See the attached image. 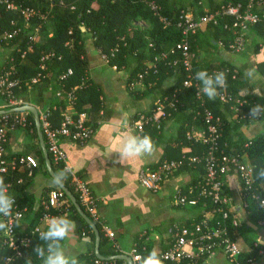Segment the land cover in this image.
Wrapping results in <instances>:
<instances>
[{
  "label": "trees",
  "instance_id": "trees-1",
  "mask_svg": "<svg viewBox=\"0 0 264 264\" xmlns=\"http://www.w3.org/2000/svg\"><path fill=\"white\" fill-rule=\"evenodd\" d=\"M10 1L22 8L30 7L36 10L35 17L27 23L20 14L9 10L4 0H0V42L11 49L9 57L14 58L15 71L13 79L18 80L20 83V86L14 90L18 99L28 95L33 89L38 90L49 86L53 87L55 92H57L55 96L56 100L54 103L52 102L48 110L51 113L50 120L53 126L59 127L69 103L68 95L73 94V105L76 110L74 118L77 119L79 115L85 114L87 124L95 131L98 122L106 120L107 117L105 116L106 108L103 102V90L90 76L91 64L89 51L86 47V36L90 35L94 45L100 51L110 54L112 49H118L115 56L111 58L110 65L115 66L119 70L125 69L128 71V87L138 77V74L144 72L147 68L151 69V73L145 78V83L149 84L153 82L157 86H161L168 80L172 81V85L164 93L165 97L168 96L172 99L176 96V99H178L177 109L172 111V115H177L180 112H189L187 120L181 127L182 139L189 141L194 146V153L191 154H206L208 151L206 146L187 137L192 124L203 129L205 128V123L200 114V102L195 99V87H183L187 73L182 64L181 53L177 51L168 60H156L159 54L171 52L183 41L184 36L182 31L176 25L178 15L182 11L192 12V9L198 7L200 0H151L155 1L159 6L160 14L170 20L171 25L167 27L163 25L158 15L144 0ZM239 1L241 0H222L218 5L213 4L211 11L216 12L223 5L229 3L236 4ZM260 11L264 12V4L260 8L255 6L253 10L255 13ZM226 21L233 25L231 18H227ZM236 30L233 27L230 30H224L219 26L209 25L206 27L205 39L201 37L202 30L199 31L190 40L191 50L195 55L193 63L194 71L196 73L197 71L206 69L210 74L215 71L225 72L226 88L219 91L226 90L227 93L233 96L234 100L247 101L245 105L239 106L236 102L224 103L218 97L212 101H209L206 97V106L222 120L221 138L219 140L217 156L226 155L230 160L248 156L254 170L255 183L253 189L259 195L261 201H264V180L257 179V172L260 169H264V133L253 139H249L242 132L244 125L257 122L251 120L249 117V108L257 103L264 104V101L260 97H254L251 102H248V96H246L245 92L249 88V82L244 73L238 68L225 62H220L215 67L202 68L197 59L198 50L202 47L203 41L206 40L208 47L212 48H216L219 41H224L225 49L231 51L230 46L233 43L234 32ZM251 30H254L259 35H264V24L253 26L249 31ZM15 31L17 33L12 38L4 39L6 33L12 34ZM151 44L153 46H150ZM199 46L201 47L199 48ZM24 53L26 55L22 57ZM176 59L180 60L179 64L171 67L169 62ZM153 65H156L157 68L154 69ZM70 69L73 73L68 76L67 73ZM258 72L264 76V65L258 67ZM36 78H38V81L34 82ZM1 97L3 102L6 103V97L2 95ZM223 107L226 110L225 114H222L221 109ZM236 109H239L241 113L235 119L229 118ZM8 110L10 109H6V111ZM17 114L19 113H10L11 116ZM1 118L2 115L0 116ZM138 118L139 116H137L136 120ZM22 127L32 132L33 137L38 141V132L31 113L28 114L25 126L22 124L17 125V128ZM148 129L149 127L139 135H147L149 133ZM155 131L157 132L156 129ZM136 135H138L137 132ZM8 136H10V133ZM21 156L24 155L8 156V159L11 160L12 158ZM36 159L39 163L36 170L42 169L45 173H48L41 149L38 150ZM52 164L56 174L65 172L66 179L62 183L73 193L82 209L94 221L82 203L80 194L76 191L72 174L65 171L63 165L55 163L53 160ZM186 168H196L195 170L201 174L200 178L188 187V190L193 187H200L205 179L204 166H185L181 170ZM227 169V174L223 177V192L230 198L225 188V181L232 173H235V168L230 164ZM179 171H176L173 175ZM0 175L4 176L6 183L10 185V193L17 199L20 209L24 210L28 198H21L16 192L23 190L32 176H28L27 170L10 171L7 174ZM75 175L86 183L81 176L76 173ZM55 189H59V187L45 189V204L42 202L37 210L25 214L24 218L18 222V226L15 227V232L18 235L25 236L35 228L40 227L47 211L50 215L72 213L78 224L77 232L81 235L88 234L90 236V250L85 254L79 255L82 264H95V232L80 216L70 199L67 197L62 208L46 209L49 193ZM91 194L95 197L92 191ZM196 208L200 210L201 215L193 222L186 224L187 226H195L200 223L207 212L214 211L215 206L210 200L202 198L197 203ZM229 209L231 219L227 221V225L231 238L238 242L241 237H244V242H247L249 247L252 248L251 252L242 253L240 261L242 264L249 259L254 261L255 257L264 251V245L257 241L256 235H254L249 227H246L239 221L233 206L230 205ZM246 211L250 213V218L260 228H264V207L261 206V202L254 204L250 209H246ZM233 217H236L238 220L237 225H233ZM94 223L100 232L101 254L106 258L120 255V251L110 245L111 240L102 225L95 221ZM3 234L0 233V264H5L4 258L13 254ZM145 238L146 235L136 238L134 244L137 245L142 256L147 255L153 248L152 244L146 243ZM37 243H39V240L37 237H34L30 246L23 250L22 256L17 258L12 264H24L25 259L31 254L32 247ZM33 260L34 264H39L38 261H35V257H33ZM113 264H127V262L120 260L114 261ZM174 264H188V260H182Z\"/></svg>",
  "mask_w": 264,
  "mask_h": 264
},
{
  "label": "crops",
  "instance_id": "crops-1",
  "mask_svg": "<svg viewBox=\"0 0 264 264\" xmlns=\"http://www.w3.org/2000/svg\"><path fill=\"white\" fill-rule=\"evenodd\" d=\"M221 1L200 0L198 7L192 9V12L202 14L210 11L213 4L218 5ZM205 33L206 28L202 30V39H205ZM206 41H203L202 47L199 46L201 48L197 54L202 68L215 67L220 62L231 64L241 70L248 79L249 88L245 92L248 102H251L254 97H260L264 101V94H261L264 93V76L258 72V67L264 65V56L259 53V45L264 43V35H259L254 30L248 31L247 45L241 53L228 51L218 46L208 47ZM86 47L91 64L90 76L103 90L107 118L98 122L92 138L86 145L79 146L69 141L62 143L69 166L74 173L86 181L98 199L101 225L104 231L108 229L114 235V239L110 242L111 246L121 254L129 255L136 238L146 235V243L152 244L153 248H157L162 253L171 246L170 228L173 225L189 224L201 215L200 210L196 208L197 204L177 206L173 202V195L178 189L183 190L189 196L188 187L198 180L201 174L195 170L196 168L180 170L170 177L157 193L142 186L138 181V175L145 167L157 166L167 159L176 160L184 153H194V146L182 139L181 132V127L187 120L189 112L172 115L164 121L161 129L147 126L149 127L147 135L151 137L155 145L154 152L137 160L121 161L117 152L121 133L130 131L136 134L128 127L130 128L131 124L136 121L137 116L149 115L153 111L156 103L165 97L164 93L172 85V81L168 80L161 86L153 82L149 84L143 82L135 87H128V71L106 64L90 35L86 36ZM10 54L11 49L0 42V73L8 62ZM254 89L257 90V94L253 93ZM56 93L51 86L45 89H33L28 95L20 98L19 102L22 106H32L42 113L50 109L52 102H55ZM4 107L5 103L0 95V109ZM221 110L222 114L226 113L225 107ZM66 112L69 115H75L74 105L68 103ZM239 113L241 111L236 109L229 118L235 119ZM199 131L201 128L192 124L188 132L198 134ZM242 132L247 138L253 139L264 133V121L244 125ZM39 149H41L39 137L37 141L32 132L23 127L10 132L7 143L9 157L32 155L37 158ZM242 161L247 166L253 167L248 156H244ZM56 187L58 185L49 172L45 173L42 169L36 170L24 189L16 192L21 198H28L24 207L25 214L37 210L42 202L45 204L44 191L46 188ZM225 188L230 197V205L236 210L235 214L239 221L249 227L256 235L257 241L264 245V228H260L250 218V213L244 209L240 196L241 181L236 173H232L227 178ZM211 212H207L204 217H214L210 214ZM69 215L77 226L74 215L72 213ZM89 242L90 236L79 234L76 227L68 247L77 255L85 254L90 250ZM237 243L243 252H251L252 248L244 242V237H241ZM202 264L231 263L223 251L217 250ZM243 264H264V251L259 253L253 262Z\"/></svg>",
  "mask_w": 264,
  "mask_h": 264
},
{
  "label": "built area",
  "instance_id": "built-area-1",
  "mask_svg": "<svg viewBox=\"0 0 264 264\" xmlns=\"http://www.w3.org/2000/svg\"><path fill=\"white\" fill-rule=\"evenodd\" d=\"M52 1V0H49ZM7 4V8L14 12H17L29 23L36 15L34 8L26 7L22 8L10 0H4ZM144 2L158 15L160 21L165 27L170 26L171 22L167 17L160 14V8L155 1L144 0ZM264 4V0H241L238 3H229L223 5L221 9L216 12L206 11L202 14H194L193 12L182 11L176 20L177 28L182 31L184 39L178 44L177 48L169 53H161L157 56L156 60H168L170 56L176 54L177 51L181 53V60L184 69L187 73V78L184 80L183 87L191 88L195 87V99L200 102L201 116L205 123V128L201 129L198 134H192L188 132V137L199 144H202L208 148V151L204 155H193L190 153L182 154L180 159L176 160H163L157 166L145 167L138 175L139 183L148 190L157 193L161 190L163 184L173 176V174L181 170L185 166L196 167L199 165L204 166L205 179L200 187H193L188 190V195L181 189H178L173 195V202L177 206L196 205L200 199H208L215 206L214 211L210 214L214 217H204L200 223L195 226L178 225L175 224L170 228V235L172 237L171 246L167 251L162 253L167 255L168 259L164 264H174L182 260H188V264H202L204 260L213 254L217 250L223 251L227 260L231 264H241L240 256L243 251L239 244L234 241L228 231L227 221L231 219L230 213V200L227 195L224 194V180L223 177L227 174L228 165L232 164L235 168V173L238 175L241 181L240 196L243 201L244 209H250L254 204L260 203L261 199L259 195L254 191L253 185L255 183L253 167L247 166L243 163L242 158H233L230 160L228 156H217L219 147V140L221 138L222 120L216 116L206 106V96L199 94L200 82L195 79L194 71V58L195 55L191 50L190 40L197 35V33L209 25L219 26L224 30L237 29L234 32V40L231 47V51L235 53H241L245 50L247 45V32L253 26L264 24V12H253L255 6L260 8ZM231 18L233 25L227 22L226 19ZM17 32L6 33L4 39L12 38ZM150 46H153L151 44ZM218 47L225 49V42L219 41ZM118 52L117 48L111 50V53H105L100 51L102 60L110 65V60ZM259 53L264 56V43L259 45ZM26 53L22 55L24 57ZM179 59L169 62L171 67L178 65ZM154 69L157 68L153 65ZM115 67V66H114ZM15 71L14 58H10L3 70L0 73V95L5 96L7 102L4 109H13L22 106L19 99L16 97L14 90L20 86L18 80L13 79V73ZM217 72V71H215ZM73 71L68 70L67 75H72ZM151 69L147 68L144 72L138 74L136 81L131 84V87H135L137 84L143 83L145 78L150 75ZM38 81V78L34 79V82ZM187 85H190L187 86ZM224 87L223 89H225ZM60 95V93H59ZM224 103L236 102L239 106L245 105L247 102L243 100H234L233 96L224 91H219L217 96ZM73 94L68 95V101L73 105ZM178 99L174 96L170 99L168 96L159 100L153 111L149 115H141L139 118L131 124L130 130H134L139 135L147 126H153L157 129H161L165 120L172 116V111L177 109ZM20 114V115H19ZM15 116L10 114L2 115L0 119V169L5 171L0 174H7L10 171H28V176H33L35 170L38 168V160L32 155H24L21 157H15L11 160L7 155V143L9 133L17 128V125H26L28 112L19 113ZM51 113L49 110L40 113L41 130L44 135L48 153L51 161L63 165L65 171H68L73 176V182L75 184L76 191L80 194V199L84 206L91 214L93 220L101 224L98 214V199L91 194V190L87 183L82 181L74 172L71 171V167L68 163V158L65 150L62 147V143L69 141L70 143L84 146L86 145L94 130L87 124L85 114H81L77 119L74 115H69L67 112L64 114V118L59 127H54L50 120ZM67 196L63 190L55 189L49 193L48 200L46 201V209L62 208ZM65 208V207H64ZM20 212L22 214L19 221L24 216V210L20 209L17 199L15 198L14 212ZM51 216L50 213L45 214L44 217ZM18 221V222H19ZM93 221V222H94ZM233 225H237L238 220L236 217L232 218ZM15 227L9 233H4L6 243L9 248L12 249L13 257L12 263L22 256L23 250L27 247L23 246L24 241H33L34 237H37L38 233L35 228L29 234L25 236L18 235L15 232ZM107 236L112 241L114 235L108 229H105ZM140 253L137 245H134L131 256L134 264L135 256ZM9 257V256H8ZM8 257L4 258V263L9 264ZM253 260H247V263H251ZM95 264H113L111 261H103L95 257Z\"/></svg>",
  "mask_w": 264,
  "mask_h": 264
},
{
  "label": "clouds",
  "instance_id": "clouds-1",
  "mask_svg": "<svg viewBox=\"0 0 264 264\" xmlns=\"http://www.w3.org/2000/svg\"><path fill=\"white\" fill-rule=\"evenodd\" d=\"M195 79L200 82L198 95L206 96L209 101L215 100L219 90L226 86V74L223 71L210 74L206 69L200 70L195 73ZM253 93L257 94V90L254 89ZM248 115L253 121H264V104L252 105ZM154 150L155 145L150 136H140L130 131L121 133L117 148L121 161L137 160L151 155ZM3 171L5 170L0 169V172ZM53 179L59 184L66 179V174L60 172ZM257 179L264 180V169L257 172ZM9 189L10 185L6 183L4 176L0 175V233L11 232L14 226H18L22 216L20 212H14L15 198ZM261 206L264 207V201H261ZM76 227V222L68 213L44 217L41 226L36 229L39 243L32 247L31 254L24 264H34L33 257L39 264H82L79 255L68 247ZM23 246L29 247L30 241H24ZM167 259L168 256L161 254L157 248H152L147 255L135 256L137 264H164ZM8 260L9 264H12L13 257L9 256Z\"/></svg>",
  "mask_w": 264,
  "mask_h": 264
},
{
  "label": "water",
  "instance_id": "water-1",
  "mask_svg": "<svg viewBox=\"0 0 264 264\" xmlns=\"http://www.w3.org/2000/svg\"><path fill=\"white\" fill-rule=\"evenodd\" d=\"M23 112L31 113L35 118V124H36L37 132H38L40 146H41L42 153H43V156L45 159V164H46V167H47L49 174L51 175L52 178H54L57 174L54 172L53 164H52L50 155H49L48 150H47L46 141H45L44 135H43L42 130H41V120H40L39 111L32 106L23 105V106H20L17 108L10 109L8 111L0 110V116L5 115V114H10V113L12 114V113H23ZM57 185L61 190H63L65 192L66 196L74 204V206H75L76 210L78 211V213L80 214V216L85 220V222L95 232V235H96L95 256L98 259L103 260V261L114 262V261L123 260V261H126L127 264H134L131 256H129L128 254H120V255L111 256L108 258L104 257L101 254V252H100V232H99L96 224L92 221V219L82 209V207L78 203V201H77L76 197L73 195V193L62 182H60L59 184L57 183Z\"/></svg>",
  "mask_w": 264,
  "mask_h": 264
},
{
  "label": "rangeland",
  "instance_id": "rangeland-1",
  "mask_svg": "<svg viewBox=\"0 0 264 264\" xmlns=\"http://www.w3.org/2000/svg\"><path fill=\"white\" fill-rule=\"evenodd\" d=\"M142 24H144V23L142 22Z\"/></svg>",
  "mask_w": 264,
  "mask_h": 264
}]
</instances>
